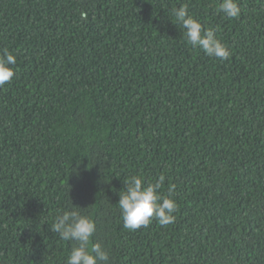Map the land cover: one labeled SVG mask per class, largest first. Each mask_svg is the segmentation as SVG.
<instances>
[{"label": "trees", "instance_id": "16d2710c", "mask_svg": "<svg viewBox=\"0 0 264 264\" xmlns=\"http://www.w3.org/2000/svg\"><path fill=\"white\" fill-rule=\"evenodd\" d=\"M0 0V264H66L77 210L108 264H264V0ZM229 49L187 42L174 10ZM163 175L174 223L129 231L133 176ZM172 189L169 192V189Z\"/></svg>", "mask_w": 264, "mask_h": 264}, {"label": "clouds", "instance_id": "9594fccd", "mask_svg": "<svg viewBox=\"0 0 264 264\" xmlns=\"http://www.w3.org/2000/svg\"><path fill=\"white\" fill-rule=\"evenodd\" d=\"M218 12L227 18H238L241 13L239 0H220ZM176 20L185 30L187 42L199 47L209 57L227 60L229 49L216 37L213 30H206L202 24L190 15L187 5L174 10ZM17 58L5 50L0 55V87L9 83L15 76ZM165 181L161 175L155 183L145 184L140 176H133L125 181L126 188L118 206L121 210L124 227L129 231L147 228L157 220L160 225L174 223L178 205L170 197H162L160 188ZM172 189H169L171 192ZM52 232L58 233L63 241H74L66 264H108L109 254L100 243H91L96 231L95 222L88 216L81 215L77 210L65 211L59 215L52 225Z\"/></svg>", "mask_w": 264, "mask_h": 264}]
</instances>
